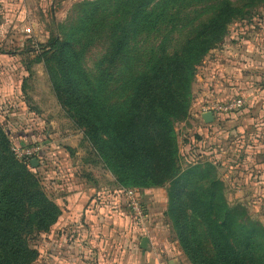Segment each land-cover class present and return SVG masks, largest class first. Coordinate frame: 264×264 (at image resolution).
I'll return each instance as SVG.
<instances>
[{
  "label": "trees",
  "instance_id": "16d2710c",
  "mask_svg": "<svg viewBox=\"0 0 264 264\" xmlns=\"http://www.w3.org/2000/svg\"><path fill=\"white\" fill-rule=\"evenodd\" d=\"M237 1H84L27 50L118 187L169 186L165 215L191 264H264V227L227 207L213 164L181 167L176 132L189 117L197 67L250 13L240 1L259 0ZM96 45L104 54L91 73L84 58ZM60 216L0 125V264L35 263L33 237Z\"/></svg>",
  "mask_w": 264,
  "mask_h": 264
},
{
  "label": "rangeland",
  "instance_id": "374dc122",
  "mask_svg": "<svg viewBox=\"0 0 264 264\" xmlns=\"http://www.w3.org/2000/svg\"><path fill=\"white\" fill-rule=\"evenodd\" d=\"M84 1L90 0H0V125L13 151L16 146L37 149L32 156L17 158L29 163L53 200L55 196L73 192L67 190L68 184L95 186L97 182V187L105 192L104 197L116 190L123 194L131 189L116 185L114 176L92 151L82 130L60 105L44 66L32 65L35 54L27 53L28 49L37 48V44L46 43L56 33L57 25L68 21L74 6ZM237 2H242L250 13L229 25L224 41L197 67L189 117L176 125V132L181 167L213 164L223 185L227 207L243 213L244 220L260 224L259 129L264 128V121L259 127V117L264 120V0L257 1L252 8L249 7L253 3ZM187 35L185 31L178 36L177 44ZM103 54V45L87 50L84 65L89 72L95 71ZM239 97L244 98L245 107L222 117L217 126L204 124L196 110L212 108V101L224 104ZM33 159L38 161L36 167L31 165ZM150 189H153L151 193L146 192ZM168 189V185L137 189L145 218L140 222L129 211L128 202L124 203L123 212V203L120 205L119 217L110 220L115 210L109 208L107 201L100 200L103 209L106 208L101 215L105 220L99 222L103 229L95 237L97 247L88 245L93 257L102 264H114L118 256L120 264H141L145 258L152 264H169L170 260L174 264H191L165 215ZM51 231L33 237L32 246L39 252L33 264H63L60 250H56L57 260H48L55 244L77 240V236H67V231L59 235ZM144 237L149 238L146 251L140 246Z\"/></svg>",
  "mask_w": 264,
  "mask_h": 264
},
{
  "label": "crops",
  "instance_id": "0c3cea01",
  "mask_svg": "<svg viewBox=\"0 0 264 264\" xmlns=\"http://www.w3.org/2000/svg\"><path fill=\"white\" fill-rule=\"evenodd\" d=\"M262 107L263 111L264 105ZM200 109L201 108H196V110L199 112V115L201 116V119L203 120L202 117L204 112L202 109ZM226 115L227 114L222 113L214 114V120L212 123H209V125L211 124L212 126H217L223 120L222 117H225ZM263 121V118L260 120L259 117V127H262ZM96 183L97 182H95V186H72L71 184H68L67 190L69 188L72 189L69 191H73L71 194L69 192L63 197H54L55 202L62 209V215L59 218V221L53 227L51 233H53V235H59L63 231H67V236H77V240L69 239V242L67 243L55 244L52 253L48 257V260H57L59 253L57 254L56 250H60L63 253V256H61L63 264H102L101 261H98L93 257V254L90 251L92 248H89L88 251V245H91V247L94 248L97 247L98 244L95 241V237L98 232L100 233V231L103 229L101 228L102 226L100 223H103L105 220V217H102L101 215L106 208L103 209L101 204L102 202L99 203V201L104 199L108 202L110 205L109 208L111 210H115L113 211L110 220H116L119 217V208H121L120 205L123 203V212V208H125L124 203H127V198L124 193L122 194L120 192V190H116L113 192L114 194L104 197L103 195L105 192L100 190ZM148 191L151 193L153 189L147 190L146 192ZM94 197L96 198L93 199ZM110 209L108 211H111ZM116 222H118V220ZM259 222L264 226V128L259 129ZM58 242L54 240V243ZM114 246L116 249H119L117 243H115ZM112 263L120 264L119 256ZM141 264H152V261L145 258Z\"/></svg>",
  "mask_w": 264,
  "mask_h": 264
},
{
  "label": "built area",
  "instance_id": "2783aa9c",
  "mask_svg": "<svg viewBox=\"0 0 264 264\" xmlns=\"http://www.w3.org/2000/svg\"><path fill=\"white\" fill-rule=\"evenodd\" d=\"M212 108H203V112H213V114H232L235 113L245 107V100L243 97H239L236 99H232L227 101L224 104H221L220 101H212ZM17 157H29L32 156L37 149H26L24 150L21 146H16L14 148ZM137 189H128L124 192L127 202L129 211L132 212V215L136 218L137 221H145L144 213L141 208L140 199L137 197Z\"/></svg>",
  "mask_w": 264,
  "mask_h": 264
},
{
  "label": "water",
  "instance_id": "95a60500",
  "mask_svg": "<svg viewBox=\"0 0 264 264\" xmlns=\"http://www.w3.org/2000/svg\"><path fill=\"white\" fill-rule=\"evenodd\" d=\"M202 118L206 124H209V123L213 122L214 114H213V112H206L203 114ZM31 165L36 167L38 165V161L36 159H33L31 161ZM148 244H149V238L148 237L142 238L141 244H140L141 248L144 250H147ZM169 264H174V262L171 260V261H169Z\"/></svg>",
  "mask_w": 264,
  "mask_h": 264
}]
</instances>
